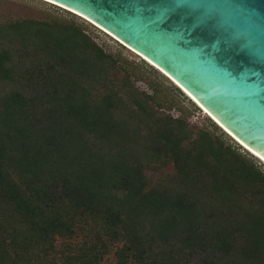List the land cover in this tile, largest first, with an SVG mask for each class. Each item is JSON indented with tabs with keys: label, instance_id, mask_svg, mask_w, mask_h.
<instances>
[{
	"label": "trees",
	"instance_id": "1",
	"mask_svg": "<svg viewBox=\"0 0 264 264\" xmlns=\"http://www.w3.org/2000/svg\"><path fill=\"white\" fill-rule=\"evenodd\" d=\"M137 70L75 20L0 22V264H264L262 165Z\"/></svg>",
	"mask_w": 264,
	"mask_h": 264
},
{
	"label": "water",
	"instance_id": "2",
	"mask_svg": "<svg viewBox=\"0 0 264 264\" xmlns=\"http://www.w3.org/2000/svg\"><path fill=\"white\" fill-rule=\"evenodd\" d=\"M57 1L158 63L264 157V0Z\"/></svg>",
	"mask_w": 264,
	"mask_h": 264
},
{
	"label": "rangeland",
	"instance_id": "3",
	"mask_svg": "<svg viewBox=\"0 0 264 264\" xmlns=\"http://www.w3.org/2000/svg\"><path fill=\"white\" fill-rule=\"evenodd\" d=\"M38 17V18H64L68 20H75L78 24L82 25L89 34L108 52L119 55L128 59L130 62H135L138 65V72L141 73V80L138 85L142 88H148V82L158 85L159 94L161 97L170 99L174 103L172 113L178 116H188V120L191 122L194 128H201L205 125L212 123L218 127V134H223L225 140L230 144L240 147V151L249 155L256 163L262 165L264 169V163L253 155L248 149L240 145L234 138L226 133L221 127H219L201 108H199L181 89H179L169 78H167L161 71L144 61V59L136 54L133 50L122 45L113 36L102 31L97 26L93 25L88 20L60 7H57L51 3L42 0H0V22L8 21L12 19ZM143 63L146 66H143ZM157 71L155 73L151 68ZM178 88L180 92L175 90ZM211 121V122H210ZM167 171H174V167L171 165L167 168ZM149 175L156 178L152 171H149ZM61 241H58L60 245ZM111 261H115V257L111 255Z\"/></svg>",
	"mask_w": 264,
	"mask_h": 264
},
{
	"label": "bare ground",
	"instance_id": "4",
	"mask_svg": "<svg viewBox=\"0 0 264 264\" xmlns=\"http://www.w3.org/2000/svg\"><path fill=\"white\" fill-rule=\"evenodd\" d=\"M51 1L56 2V3H58V4H60V5L64 6V7H67V9H69L70 11L79 14L80 16H82L83 18H85L86 20H88L89 22H91L92 24H95L99 29H101L102 31H105L106 33L110 34L114 38L118 39L119 41H121L122 43H124L125 45H127V47L129 49L133 50L136 54H138L139 56H142L143 59H145L150 65L155 66V68H157L159 71H161L163 74H165V76L167 75L169 77V79L178 88H180L199 108H201V110L204 113H206L215 123L217 122L216 124L219 127H221L223 130H225V132H228V134H230V136L232 138H234L240 145L244 146L253 155H255L257 158H259L264 163V157L263 156H261L258 152H256L249 145H247L240 138H238L217 117H215L187 88H185L175 77H173L168 71H166L158 63H156L154 60H152L151 58H149L147 55H145L144 53H142L141 51H139L135 47H133L130 44H128L126 41H124L123 39H121L119 36H117L116 34H114L113 32H111L110 30H108L107 28H105L104 26H102L101 24H99L96 21L92 20L91 18H89L88 16L84 15L83 13L79 12L78 10H76V9H74V8L68 6V5H66V4H64V3L60 2V1H57V0H51Z\"/></svg>",
	"mask_w": 264,
	"mask_h": 264
}]
</instances>
